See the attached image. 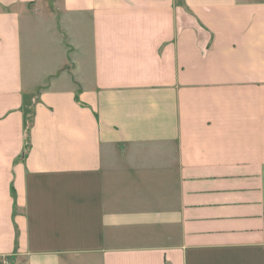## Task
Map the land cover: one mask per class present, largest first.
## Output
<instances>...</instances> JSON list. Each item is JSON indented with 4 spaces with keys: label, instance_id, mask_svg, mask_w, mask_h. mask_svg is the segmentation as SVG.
<instances>
[{
    "label": "crops",
    "instance_id": "0c3cea01",
    "mask_svg": "<svg viewBox=\"0 0 264 264\" xmlns=\"http://www.w3.org/2000/svg\"><path fill=\"white\" fill-rule=\"evenodd\" d=\"M264 264V0H0V264Z\"/></svg>",
    "mask_w": 264,
    "mask_h": 264
},
{
    "label": "built area",
    "instance_id": "2783aa9c",
    "mask_svg": "<svg viewBox=\"0 0 264 264\" xmlns=\"http://www.w3.org/2000/svg\"><path fill=\"white\" fill-rule=\"evenodd\" d=\"M2 264H12V262L8 259V258H6V257H4L3 259H2V262H1Z\"/></svg>",
    "mask_w": 264,
    "mask_h": 264
}]
</instances>
